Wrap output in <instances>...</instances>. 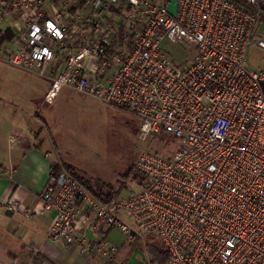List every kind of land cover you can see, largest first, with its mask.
Wrapping results in <instances>:
<instances>
[{"label":"built area","instance_id":"obj_1","mask_svg":"<svg viewBox=\"0 0 264 264\" xmlns=\"http://www.w3.org/2000/svg\"><path fill=\"white\" fill-rule=\"evenodd\" d=\"M166 5L0 0V62L45 77L61 61L47 103L68 88L135 114L145 137L165 132L178 146L169 157L139 156L138 193L104 203L63 171L35 212L55 213L54 241L82 243L90 230L95 255L117 251L103 238L119 229L132 242L157 236L166 264H264V69L247 65L250 46L264 49V0H179L176 17ZM15 15L22 25L10 40ZM164 41L195 55L177 63Z\"/></svg>","mask_w":264,"mask_h":264},{"label":"rangeland","instance_id":"obj_2","mask_svg":"<svg viewBox=\"0 0 264 264\" xmlns=\"http://www.w3.org/2000/svg\"><path fill=\"white\" fill-rule=\"evenodd\" d=\"M258 32L264 33V25L258 26ZM163 44L177 63L195 55V49L185 44L170 41ZM247 65L255 70L264 69V49L250 46ZM48 82L35 73L0 62V114L28 132L31 138L39 132L44 148L52 149L56 161L65 164L81 181H91L93 186L98 182L105 192H108L106 186H111L120 192L119 197L126 198L143 188L144 176L135 165L143 152L148 150L169 157L176 151L178 146L172 135L160 132L145 137L138 116L95 97L64 88L53 103L44 104L41 101ZM38 116L47 120V127ZM132 168L133 174L127 177ZM125 220L135 227L130 218ZM123 238L122 231H113L107 239L109 248L120 247ZM133 243L139 246L138 251L133 249V254L131 250L128 258L153 264L154 256L147 243L161 245V241L145 236ZM117 251H110L105 261L99 252L94 256L96 264H130L123 263Z\"/></svg>","mask_w":264,"mask_h":264},{"label":"crops","instance_id":"obj_3","mask_svg":"<svg viewBox=\"0 0 264 264\" xmlns=\"http://www.w3.org/2000/svg\"><path fill=\"white\" fill-rule=\"evenodd\" d=\"M16 18L19 20L15 15L5 23L6 27L11 28L7 35L10 40L14 36L13 30L17 31L22 25ZM60 66L61 61L56 59L46 68L47 74L43 78L49 82L44 97ZM44 97L41 102L51 104ZM38 119L48 126L46 119L40 116ZM14 133L22 135L23 140L13 142L11 136ZM39 138V132L31 138L28 132L0 114V264H96V255L93 254L96 239L90 230H86L87 237L82 243L68 245L63 241H54L50 237V229L55 213L39 215L35 212L42 206L40 194L48 184L52 164L57 162L53 150L44 148ZM50 139H53L52 135ZM10 199L21 203L20 211L9 207ZM115 230H110L107 239ZM126 241L123 238V243L117 248L118 257L123 263L143 264L142 260L128 258L131 249L135 251L139 246L135 244L129 248ZM103 257L105 261L106 257Z\"/></svg>","mask_w":264,"mask_h":264},{"label":"trees","instance_id":"obj_4","mask_svg":"<svg viewBox=\"0 0 264 264\" xmlns=\"http://www.w3.org/2000/svg\"><path fill=\"white\" fill-rule=\"evenodd\" d=\"M132 170H133V168L131 169V171L127 175V177H131V175L133 174ZM63 171H66V172L70 173L71 175H73L84 187H86V189H88L94 196H96L98 199H100L104 203H108L114 199L119 198L120 192L115 191L113 189V187L106 186V188H108V192H105L104 191L105 187L99 185L98 182L95 184V186H93L91 181L85 183V182L81 181V179H79V177H77L71 169H69L67 166H65V164H61L58 161L54 162L52 164L51 171H50V179L48 181V184L49 183L55 184L59 174ZM109 232H107L105 237L103 238L104 241L107 240V236H108ZM150 236L160 240L157 236H153V235H150ZM150 236H148V237H150ZM126 242H127L126 243L127 247H129L130 244L133 245V242H135V241L132 242V241L127 240ZM161 245L164 246L162 241H161ZM161 245H156L155 243H147V246H151V251H152V254L154 256V260H152L153 264H166L169 260V255H168L167 251L164 248H162Z\"/></svg>","mask_w":264,"mask_h":264},{"label":"water","instance_id":"obj_5","mask_svg":"<svg viewBox=\"0 0 264 264\" xmlns=\"http://www.w3.org/2000/svg\"><path fill=\"white\" fill-rule=\"evenodd\" d=\"M179 0H167V11L174 17L178 15Z\"/></svg>","mask_w":264,"mask_h":264}]
</instances>
